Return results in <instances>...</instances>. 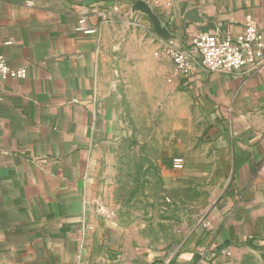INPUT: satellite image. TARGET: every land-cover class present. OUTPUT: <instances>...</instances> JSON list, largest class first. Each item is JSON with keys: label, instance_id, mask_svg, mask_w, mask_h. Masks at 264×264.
<instances>
[{"label": "crops", "instance_id": "crops-1", "mask_svg": "<svg viewBox=\"0 0 264 264\" xmlns=\"http://www.w3.org/2000/svg\"><path fill=\"white\" fill-rule=\"evenodd\" d=\"M138 2L179 46L199 33L235 37L250 22L264 29V0H0V57L11 70L26 69L24 79L0 76V264L264 258V69L230 74L195 65L177 74ZM80 17L94 34L77 31ZM124 46L126 64L149 65L174 105L181 91L202 113L197 142L226 169L203 215L167 251L141 241L96 198L99 171L123 136L113 85L114 53ZM185 129L171 136L180 163L192 139Z\"/></svg>", "mask_w": 264, "mask_h": 264}, {"label": "rangeland", "instance_id": "rangeland-1", "mask_svg": "<svg viewBox=\"0 0 264 264\" xmlns=\"http://www.w3.org/2000/svg\"><path fill=\"white\" fill-rule=\"evenodd\" d=\"M128 56L126 46L114 53L124 62L114 64L113 85L123 136L117 153L99 171L95 193L141 241L167 251L203 215L222 187L226 169L218 154L197 142L204 127L202 113L181 91L174 94V105L152 67L141 71L137 64L125 63ZM179 125L192 139L188 159L176 169L171 136ZM239 264H264V258L247 252Z\"/></svg>", "mask_w": 264, "mask_h": 264}, {"label": "built area", "instance_id": "built-area-1", "mask_svg": "<svg viewBox=\"0 0 264 264\" xmlns=\"http://www.w3.org/2000/svg\"><path fill=\"white\" fill-rule=\"evenodd\" d=\"M77 31L86 35L95 33L85 17L79 18ZM159 40L161 50L170 57L175 72L182 76H187L195 65L206 72L230 74L244 68L253 72L264 69V29H259L252 22L235 37L199 33L190 39L187 46H179L173 40ZM4 75L24 79L26 69L11 70L4 57H0V76ZM174 167L180 169L182 165L175 162Z\"/></svg>", "mask_w": 264, "mask_h": 264}, {"label": "water", "instance_id": "water-1", "mask_svg": "<svg viewBox=\"0 0 264 264\" xmlns=\"http://www.w3.org/2000/svg\"><path fill=\"white\" fill-rule=\"evenodd\" d=\"M136 8H138L137 10L141 11L149 18L153 30L158 37L163 39H169L171 37L167 29L161 25L157 16L151 11V9L146 4L138 2Z\"/></svg>", "mask_w": 264, "mask_h": 264}]
</instances>
